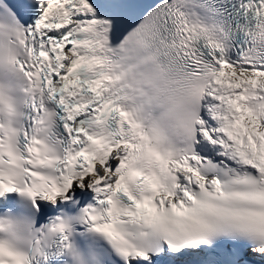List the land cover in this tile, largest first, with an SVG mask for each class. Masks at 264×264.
Instances as JSON below:
<instances>
[{
    "label": "snow or ice",
    "instance_id": "obj_1",
    "mask_svg": "<svg viewBox=\"0 0 264 264\" xmlns=\"http://www.w3.org/2000/svg\"><path fill=\"white\" fill-rule=\"evenodd\" d=\"M0 264H264V0H0Z\"/></svg>",
    "mask_w": 264,
    "mask_h": 264
}]
</instances>
